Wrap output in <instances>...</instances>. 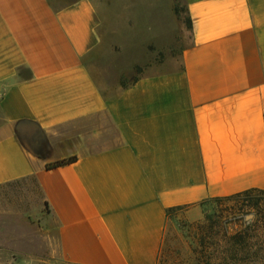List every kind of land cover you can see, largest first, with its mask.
I'll use <instances>...</instances> for the list:
<instances>
[{"label": "crops", "instance_id": "1", "mask_svg": "<svg viewBox=\"0 0 264 264\" xmlns=\"http://www.w3.org/2000/svg\"><path fill=\"white\" fill-rule=\"evenodd\" d=\"M125 49L154 66L120 86ZM29 177L60 264H157L169 217L264 191V0H0V186Z\"/></svg>", "mask_w": 264, "mask_h": 264}, {"label": "rangeland", "instance_id": "2", "mask_svg": "<svg viewBox=\"0 0 264 264\" xmlns=\"http://www.w3.org/2000/svg\"><path fill=\"white\" fill-rule=\"evenodd\" d=\"M161 39L166 45L171 42L169 37ZM175 49L173 46L168 50L174 54ZM137 59L145 62L130 63ZM164 59V55L155 58L157 62ZM152 60L145 58L141 49H125L108 60L110 83L116 77L118 84L125 86L139 75L152 72ZM21 140L30 152H35L37 139L23 136ZM250 197L207 201L202 218L194 222L180 214L169 217L159 264H264V194L253 193ZM43 210L33 177L0 186V249L5 250L0 262L60 264L53 256V241L42 225Z\"/></svg>", "mask_w": 264, "mask_h": 264}, {"label": "trees", "instance_id": "3", "mask_svg": "<svg viewBox=\"0 0 264 264\" xmlns=\"http://www.w3.org/2000/svg\"><path fill=\"white\" fill-rule=\"evenodd\" d=\"M175 13L177 14V9H175ZM188 27L190 28V22H188ZM75 160V157H71V158H68L66 160H62V161H59V162H55V163H52L50 165H47L46 168H52V167H57V166H61V165H64V164H68V163H71ZM253 193H258V194H264V191H255V190H250V191H245V192H242V193H237L235 195H232V196H229V197H224V198H217V199H212L211 201H219V200H222V199H232V198H239V197H243L244 199H251L250 195L253 194ZM157 264H159V261L157 262Z\"/></svg>", "mask_w": 264, "mask_h": 264}]
</instances>
